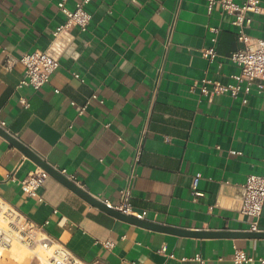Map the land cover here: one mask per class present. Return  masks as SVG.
<instances>
[{
    "label": "crops",
    "instance_id": "0c3cea01",
    "mask_svg": "<svg viewBox=\"0 0 264 264\" xmlns=\"http://www.w3.org/2000/svg\"><path fill=\"white\" fill-rule=\"evenodd\" d=\"M57 1L0 0V118L11 134L114 206L132 180L131 203L147 211L144 220L246 235L188 236L132 224L52 176L39 196H29L20 182L39 166L1 134L0 201L44 226L56 247H67L83 264H264V236L249 235L264 234V209L258 231L239 211L241 185L264 172V95L207 97L193 88L203 78L233 83L240 72L230 58L242 47L235 16L219 4L209 11L208 0H92L88 30H73L77 58H62L39 90L20 86L24 66L7 68L6 55L19 59L49 46L66 20ZM80 1L67 5L73 9ZM259 4L264 9V0ZM248 15L246 33L264 39V12ZM210 47L217 50L215 61L201 53ZM106 240L115 244L112 250L102 244ZM236 249L254 260L236 263ZM29 259L19 262L3 252L0 264H34Z\"/></svg>",
    "mask_w": 264,
    "mask_h": 264
},
{
    "label": "built area",
    "instance_id": "2783aa9c",
    "mask_svg": "<svg viewBox=\"0 0 264 264\" xmlns=\"http://www.w3.org/2000/svg\"><path fill=\"white\" fill-rule=\"evenodd\" d=\"M91 1L81 0L76 4L75 8L71 9L67 5L68 0H58L57 7L65 14L66 20L53 30V37L49 46L28 52L19 59H15L9 54L6 55L4 65L7 68H11L16 62H20L24 66V76L20 86H28L34 90H39L44 84L49 82L53 73L59 68L62 58H77L78 55L75 52L76 35L73 30L75 28L81 32L88 30L92 14L86 9V6ZM216 4H219L225 12L235 16L233 24L238 27L237 35L242 47L233 52L230 58L240 67V72L233 75V83L224 84L217 80L203 78L196 81L193 88H199L200 93L207 97H211L214 94H228L233 98H238L241 94H249L252 90L264 95V39L252 37L245 31L252 20L248 13H263L264 9L260 6L259 0H246L242 5L234 2V0H208L209 11H212ZM171 28H173V25ZM212 31L218 32L219 30L212 29ZM170 43L169 36L166 48H168ZM201 53L211 61H215L218 56L215 47L204 48ZM161 70L162 67L160 68ZM75 77L79 78L80 76L75 74ZM21 102L24 106H29L26 99L22 98ZM244 102H246V99H244ZM85 108L86 105L82 107L81 111L83 112ZM0 128L11 134L6 121L1 118ZM146 132L147 130L144 128L136 149L135 164L141 159ZM231 153L239 154V152L234 150ZM57 170L79 187H84L75 174H68L66 170ZM7 176L12 180L15 179L13 175L8 174ZM49 176L48 172L41 167H37L20 182L21 188L29 196H39L38 190ZM132 186V180H130L120 190V203L118 205L114 206L107 201L106 204L127 215L144 220L147 218V211H137L132 206ZM241 191L239 211L253 219L251 231H258L259 221L264 209V172L261 174H250L246 182L241 185ZM194 193L195 195H201L199 192ZM1 214H3L7 224V230L0 228V245L4 249H9L11 240L14 238L34 250L39 261H41L38 255L39 252H47L46 249L54 247L51 254L48 255V264H83L67 247L62 245L55 247V241L46 232L44 226L34 223L2 201H0V216ZM102 244L110 250L115 247V244L108 240L102 242ZM161 251L164 252L165 247ZM193 259L200 260V255H196ZM253 260L254 258L248 256L243 250L236 249L234 257L236 263L251 262ZM260 261L264 262L263 259ZM93 264H104V261L96 260Z\"/></svg>",
    "mask_w": 264,
    "mask_h": 264
},
{
    "label": "water",
    "instance_id": "95a60500",
    "mask_svg": "<svg viewBox=\"0 0 264 264\" xmlns=\"http://www.w3.org/2000/svg\"><path fill=\"white\" fill-rule=\"evenodd\" d=\"M0 134L6 137L13 145L20 148L31 160H33L36 165L44 169L46 172L49 173L50 176L54 177L56 180H58L60 183L71 189L74 193H76L78 196L83 198L85 201H87L89 204H91L94 207L99 208L101 211L106 212L107 214L119 219L123 220L132 224H136L143 227H149V228H155L160 229L164 231L169 232H175L182 235H188V236H199V237H222V236H229V237H235L237 235H246L244 234H237L235 232H228V231H188V230H178L175 228L170 227H164L156 223H152L147 220H141L138 218H135L133 216L127 215L121 211H118L114 208H111L104 202L103 200H100L98 198L93 197L91 194L83 190L81 187L70 181L65 175H63L61 172H59L56 168L48 164L46 161H44L36 152L31 150L28 146L23 144L21 141H19L13 134H10L0 128ZM248 235V234H247ZM249 235L252 236H264V234H260L259 232H251Z\"/></svg>",
    "mask_w": 264,
    "mask_h": 264
},
{
    "label": "bare ground",
    "instance_id": "6f19581e",
    "mask_svg": "<svg viewBox=\"0 0 264 264\" xmlns=\"http://www.w3.org/2000/svg\"><path fill=\"white\" fill-rule=\"evenodd\" d=\"M0 228H5L7 230V224L6 220L3 217V214L0 216ZM54 248V247H53ZM53 248L46 249L47 253L44 255L42 252H39L38 255L41 259L42 264H48L49 258L48 255L51 254L53 251ZM9 252L13 258H15L19 262H24L29 256H31L32 253L35 251L24 245L23 243L19 242L17 239H12L10 246H9ZM4 248L0 245V258L3 254ZM49 253V254H48Z\"/></svg>",
    "mask_w": 264,
    "mask_h": 264
},
{
    "label": "rangeland",
    "instance_id": "374dc122",
    "mask_svg": "<svg viewBox=\"0 0 264 264\" xmlns=\"http://www.w3.org/2000/svg\"><path fill=\"white\" fill-rule=\"evenodd\" d=\"M55 247H56V246H55ZM36 251H37V250H36ZM38 251H40V250H38ZM3 252H4L5 254L9 255V256L11 255L8 249H4ZM44 253H45V252H42V254H44ZM46 253H47V252H46ZM46 253H45V254H46ZM45 254H44V255H45ZM48 254H49V253H48ZM29 258H30L29 260H31V259L33 260V263H34V264H42L41 261H39V260L37 259V256L35 255V252L32 253L31 256H29Z\"/></svg>",
    "mask_w": 264,
    "mask_h": 264
}]
</instances>
